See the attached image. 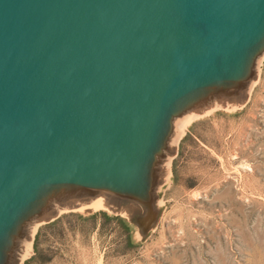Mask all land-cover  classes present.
Segmentation results:
<instances>
[{"label": "water", "instance_id": "1", "mask_svg": "<svg viewBox=\"0 0 264 264\" xmlns=\"http://www.w3.org/2000/svg\"><path fill=\"white\" fill-rule=\"evenodd\" d=\"M264 0H0V264L101 202L146 239L180 123L250 100Z\"/></svg>", "mask_w": 264, "mask_h": 264}, {"label": "rangeland", "instance_id": "2", "mask_svg": "<svg viewBox=\"0 0 264 264\" xmlns=\"http://www.w3.org/2000/svg\"><path fill=\"white\" fill-rule=\"evenodd\" d=\"M160 205L144 240L104 208L63 213L24 264H264V62L244 107L187 122Z\"/></svg>", "mask_w": 264, "mask_h": 264}, {"label": "bare ground", "instance_id": "3", "mask_svg": "<svg viewBox=\"0 0 264 264\" xmlns=\"http://www.w3.org/2000/svg\"><path fill=\"white\" fill-rule=\"evenodd\" d=\"M188 121H183L180 123L181 127L184 129ZM86 207H96V208H103V204L101 202H95L94 204ZM85 208V207H84ZM86 210V209H84Z\"/></svg>", "mask_w": 264, "mask_h": 264}, {"label": "trees", "instance_id": "4", "mask_svg": "<svg viewBox=\"0 0 264 264\" xmlns=\"http://www.w3.org/2000/svg\"><path fill=\"white\" fill-rule=\"evenodd\" d=\"M126 226V225H125ZM127 227V226H126Z\"/></svg>", "mask_w": 264, "mask_h": 264}]
</instances>
